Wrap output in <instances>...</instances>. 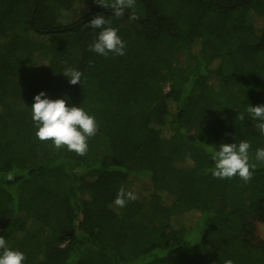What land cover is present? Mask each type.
Wrapping results in <instances>:
<instances>
[{"label": "trees", "instance_id": "16d2710c", "mask_svg": "<svg viewBox=\"0 0 264 264\" xmlns=\"http://www.w3.org/2000/svg\"><path fill=\"white\" fill-rule=\"evenodd\" d=\"M89 2L0 0V236L23 264H264V135L246 111L264 104V0H136L135 20ZM97 14L125 55L88 49ZM41 91L95 117L86 155L36 138ZM241 140L251 181L214 178L210 150ZM121 186L139 198L118 208Z\"/></svg>", "mask_w": 264, "mask_h": 264}, {"label": "clouds", "instance_id": "9594fccd", "mask_svg": "<svg viewBox=\"0 0 264 264\" xmlns=\"http://www.w3.org/2000/svg\"><path fill=\"white\" fill-rule=\"evenodd\" d=\"M96 3L111 8L115 17L125 15L126 10H131L129 19H139L135 11L136 0H96ZM87 27L100 29L98 36L88 45V49L99 55L107 57L110 53L115 56L125 55L126 42L118 34V29L111 26V20L103 15H95L87 24ZM69 77V83H80L83 73L73 67L63 70ZM31 105V115L36 127L35 136L40 141H51L56 150L66 146L69 152H75L78 156H84L89 150L88 140L96 136L99 131V123L93 115L85 109L67 104V98L52 99L41 91L34 97ZM248 116L255 121L254 127L259 134L264 135V104L250 106L246 109ZM241 120L245 119L243 113ZM250 144L246 140L239 143H221L218 150H210L214 167L209 169L211 175L217 179H233L239 177L245 183L251 181L253 170L257 164L251 161L249 155ZM255 160L264 163V148H257ZM111 170V169H109ZM9 179L11 177H8ZM138 194L132 190H126L121 186L113 201L118 208L126 206L128 201L137 200ZM26 260L24 252L8 247L5 237L0 236V264H23ZM225 264H233L227 260Z\"/></svg>", "mask_w": 264, "mask_h": 264}, {"label": "rangeland", "instance_id": "374dc122", "mask_svg": "<svg viewBox=\"0 0 264 264\" xmlns=\"http://www.w3.org/2000/svg\"><path fill=\"white\" fill-rule=\"evenodd\" d=\"M90 1L89 4H93L94 1L96 0H88ZM60 15H61V22H69V21H72L74 18H76L78 16V12L76 11H65V10H60ZM46 63V58L44 57V55L42 54V52H39L36 54V56L34 57V59L32 60L31 62V65L26 67L25 69V73L30 77V76H33V74L35 75V73L37 72V70L42 67L44 64ZM166 89H168V87H166ZM144 186V185H143ZM148 186V185H147ZM143 187L145 189L144 190V193L146 190H148L149 187ZM142 190V191H143ZM146 194V193H145ZM147 195V194H146ZM146 222L147 220H149L151 222L152 225H155L156 227H160V220L158 221L157 218H147L146 217ZM171 219H164V222H170ZM257 236L259 238H263L264 239V224L263 223H259L257 225Z\"/></svg>", "mask_w": 264, "mask_h": 264}]
</instances>
